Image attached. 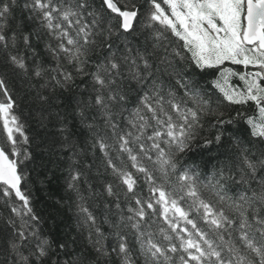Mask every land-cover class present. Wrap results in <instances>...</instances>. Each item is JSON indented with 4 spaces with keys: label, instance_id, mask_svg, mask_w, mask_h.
I'll return each instance as SVG.
<instances>
[{
    "label": "snow or ice",
    "instance_id": "snow-or-ice-1",
    "mask_svg": "<svg viewBox=\"0 0 264 264\" xmlns=\"http://www.w3.org/2000/svg\"><path fill=\"white\" fill-rule=\"evenodd\" d=\"M0 133V264H264V0H0ZM34 143L66 172L63 237Z\"/></svg>",
    "mask_w": 264,
    "mask_h": 264
},
{
    "label": "trees",
    "instance_id": "trees-1",
    "mask_svg": "<svg viewBox=\"0 0 264 264\" xmlns=\"http://www.w3.org/2000/svg\"><path fill=\"white\" fill-rule=\"evenodd\" d=\"M43 54V53H41ZM244 71L241 66L226 65ZM209 80L214 77H209ZM233 85L242 87V82L238 77H233L231 80ZM17 89H19V81L17 80ZM9 87L12 88V81H9ZM32 105L22 108L18 111V115L27 118L25 132L30 137H35V121L28 118V112ZM238 107V106H237ZM248 115H253L255 112L254 106L251 109H246ZM235 115V112H233ZM43 134V133H41ZM208 135L206 131L204 133ZM2 135V133H0ZM203 141H199L193 145V151L188 154L189 163L196 162L197 164L207 163L213 155H215L214 148L209 150L202 147ZM27 147V145H22ZM36 160L34 163H29L28 168L34 169L31 173L33 179L36 181L31 185L33 193V205L36 212L43 217L44 230L51 233L53 237H63L67 233L76 230V223L74 217V209L70 208L66 202V193L64 188V177L66 172L63 171V164L60 160L59 154L52 155L48 152H43L36 149L35 143L31 146ZM144 194L147 195L145 187ZM2 204V201H0ZM162 223V222H161ZM166 227V226H165Z\"/></svg>",
    "mask_w": 264,
    "mask_h": 264
},
{
    "label": "rangeland",
    "instance_id": "rangeland-1",
    "mask_svg": "<svg viewBox=\"0 0 264 264\" xmlns=\"http://www.w3.org/2000/svg\"><path fill=\"white\" fill-rule=\"evenodd\" d=\"M234 86H237V85H234ZM238 87V86H237Z\"/></svg>",
    "mask_w": 264,
    "mask_h": 264
}]
</instances>
